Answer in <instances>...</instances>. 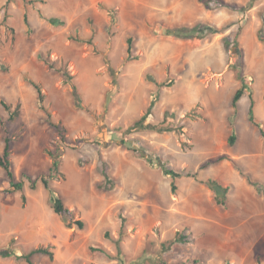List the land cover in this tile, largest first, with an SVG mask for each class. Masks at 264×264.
<instances>
[{
    "label": "rangeland",
    "instance_id": "rangeland-1",
    "mask_svg": "<svg viewBox=\"0 0 264 264\" xmlns=\"http://www.w3.org/2000/svg\"><path fill=\"white\" fill-rule=\"evenodd\" d=\"M222 1L231 6L217 8V0L213 10L199 0H45L29 6L0 0V119L9 117L2 99L14 108L21 104L9 128L16 179L25 181L23 192L5 195L9 183L0 167V253L40 247L55 253L54 260L35 255L36 264H264V189L257 187L263 199L246 200L247 176L264 184V139L248 120L251 92L256 117L264 121V43L258 39L264 0ZM102 5L114 8L118 20ZM183 27L200 29L204 39L166 35ZM70 34L92 37L93 45L69 40ZM130 36L138 60L127 58ZM45 59L75 78L82 106L74 101L72 83ZM26 73L42 84L47 107L66 126L72 148L60 145L35 89L23 79ZM155 80L175 83L159 91ZM240 87L245 95L234 127L237 141L229 146L231 101ZM154 93L160 98L146 124L170 131L132 128ZM217 129L224 134L220 139ZM3 138L0 126V151ZM58 149L61 176L50 184L72 211L65 216L53 211L41 182L32 191L25 178L46 175L48 152ZM219 157L234 168L218 162L201 169ZM165 169L181 174L176 193ZM210 178L232 187L226 208L214 201ZM79 219L84 230L66 227ZM177 232L186 243L175 241ZM90 246L115 258L93 254ZM0 264L27 263L0 255Z\"/></svg>",
    "mask_w": 264,
    "mask_h": 264
},
{
    "label": "trees",
    "instance_id": "trees-1",
    "mask_svg": "<svg viewBox=\"0 0 264 264\" xmlns=\"http://www.w3.org/2000/svg\"><path fill=\"white\" fill-rule=\"evenodd\" d=\"M11 0H8V3ZM26 6L29 5H33L37 2H41L44 3L45 0H23ZM212 1L214 0H199L200 3H202L205 8L207 10H213L215 8H213L212 5ZM218 4H217V8L218 7H230L231 5H228V3L222 1V0H217ZM103 9L106 10L108 12V14L112 17V19L114 21L118 20L117 17V13L114 10V8L106 6V5H102ZM51 23L53 25H64L63 21H59L57 19H51L50 20ZM24 22L26 24V26L28 27V30L31 31L32 30V26L30 24L29 21V15L26 12L24 15ZM12 31H14L13 29H11ZM93 30V34L95 33V27H92ZM214 34L217 33L218 31L213 30L212 31ZM111 37L114 36V33L110 34ZM166 35L167 36H173L177 39H181V40H191V41H199V40H203L204 39V34L202 31H200V29L198 28H176V29H168L166 31ZM69 40H73L75 42L78 43H82V44H89V45H93V38H89V39H84L82 37H80L79 35H73L70 34L68 36ZM258 39L261 43H264V33L263 30L260 29L258 32ZM239 42H235L234 46H239ZM127 55H128V60H138L139 58L136 57L134 55V37L130 36L127 39ZM225 48L228 50L230 49V43L228 41L225 40ZM45 64L51 69L54 70L58 73H60L64 79L65 83H72V96L74 98V101L77 105L82 106L84 104V100H83V94L80 90V87L78 85V83L76 82L75 78L69 73V71L67 70L66 67H62L59 68L57 67V64L55 62H51L49 59H45ZM23 79L26 83H28L29 85H31L36 93H37V100H38V105L39 108L45 113L46 115V122L53 127L59 134L60 137V145L66 146V147H70L72 148L69 144H68V140H67V128L66 126H64L61 122L56 121L53 119L52 113L51 111L48 109L47 104H46V94L43 90V86L42 84L37 81L32 75L26 73L23 75ZM174 81L170 80V81H165L162 83H159L158 81L155 80V84L158 87V90L160 91L161 88L163 87H172L174 85ZM245 95V90L243 87H240L236 93L234 94L231 104H232V108H233V112L232 115L229 117V121H230V127L232 130V134L230 135L229 139H228V145L229 146H234L236 141H237V135L234 131V127L236 124V119L238 116V109H239V103L240 100L243 98V96ZM160 98V93H154L151 95V100L149 103V106L146 110V112L144 113V115L142 117H140L138 120L135 121V123L133 124L132 128L134 129H139V130H145V129H149V130H158V131H170V129H162L160 128L158 125H154V124H146L148 118L153 114V110L154 107L156 105V103L159 101ZM249 99H250V106H249V112H248V120L254 124L262 138L264 139V121L262 120H258L256 117V101L254 99V94L253 93H249ZM1 104L4 107V109L7 111L9 117L7 120H3L0 119V126H1V130L3 132V140H4V148L2 151H0V167L3 168V170L6 173L7 179H8V183H9V188L6 189L4 191L5 195H10L13 192H23L25 189V181L24 180H20L17 181L16 179V175H15V171L13 169V163L11 160V155H12V142H13V138L10 132V128H9V123L15 121L20 115H21V104H18L15 108L13 107L12 104L7 103L5 100H1ZM51 159H52V163L51 166L49 168V171L46 175L42 176L39 179H33L30 175L25 174V178L29 181L30 183V189L32 191L37 190L39 183L41 182L44 186V188L46 190L49 191L50 193V204L51 207L53 209V211L59 215V216H65V215H70L72 213V211L64 204L63 198L61 197V195L56 192L52 187H51V181L55 180L57 177L61 176L60 173V166H61V156L63 154V151H61L60 149H58V151L56 153H52V152H48ZM224 157H219L218 159H216L215 161H208L206 164H204L201 169H206L209 166L213 165L214 163H218L221 162L222 160H224ZM164 173L166 176H169L173 179L172 181V192L176 193L178 190V186L176 184V180L178 178L181 177L180 173H177L175 171L172 170H168L165 169ZM187 176L189 177H194L197 178V175H192V174H187ZM104 177L107 180H109L108 175L104 174ZM248 181L251 185L258 187L259 189L262 190V188L264 189V184L260 183V182H254L249 176H247ZM206 184L211 188V190L214 193V201L216 202V204L220 207L226 208L228 206V199H229V193L232 190V187L230 185H223L219 180L214 179V178H210ZM114 185L109 186V188L107 190H110L113 188ZM101 186H99L100 188ZM106 188V187H104ZM26 196L22 195V201L23 203H26ZM74 226H77L80 230H84L85 226H86V222L82 219L79 220H74V221H70L66 224V227L71 229ZM126 232V219L124 217H121V228H120V235H123ZM109 235L108 233H106V238H108ZM187 240V236L184 235L183 233L177 232L176 233V239L175 241L178 243H186ZM90 251L93 254H102L105 255L106 257H108L109 259H114L115 256L110 253L109 251H107L106 248L102 247V246H90ZM37 254H44L47 255L51 260H54L55 257V253L50 250L49 248H44V247H40L37 249H34L30 252H23L20 251L18 249H15L13 251H8L5 253H0V255L2 257H11L14 256L17 260H21V261H25L27 264H36L34 262V256ZM194 264H197L198 261L193 262ZM225 264H229L228 262Z\"/></svg>",
    "mask_w": 264,
    "mask_h": 264
},
{
    "label": "crops",
    "instance_id": "crops-1",
    "mask_svg": "<svg viewBox=\"0 0 264 264\" xmlns=\"http://www.w3.org/2000/svg\"><path fill=\"white\" fill-rule=\"evenodd\" d=\"M222 136H224L223 133H221L220 129H217V134H216V138L220 139L222 138ZM237 160V159H236ZM224 162L225 164H227L228 166H230L231 168H234V165L231 163L232 161L226 159L224 161H221L220 163ZM250 186V190H249V196L247 197V201H249L250 199L252 200H257L258 198L263 199V196L259 194V190L257 189V187L249 185ZM230 194V193H229ZM214 195V193H213ZM229 197V196H228ZM255 209V208H254Z\"/></svg>",
    "mask_w": 264,
    "mask_h": 264
}]
</instances>
